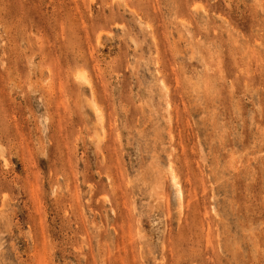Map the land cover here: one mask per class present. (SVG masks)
<instances>
[{
    "label": "rangeland",
    "instance_id": "1",
    "mask_svg": "<svg viewBox=\"0 0 264 264\" xmlns=\"http://www.w3.org/2000/svg\"><path fill=\"white\" fill-rule=\"evenodd\" d=\"M0 264H264V0H0Z\"/></svg>",
    "mask_w": 264,
    "mask_h": 264
},
{
    "label": "bare ground",
    "instance_id": "2",
    "mask_svg": "<svg viewBox=\"0 0 264 264\" xmlns=\"http://www.w3.org/2000/svg\"><path fill=\"white\" fill-rule=\"evenodd\" d=\"M97 114V113H96ZM176 180V179H175ZM176 183V182H175ZM176 186L179 187L178 183H176Z\"/></svg>",
    "mask_w": 264,
    "mask_h": 264
}]
</instances>
